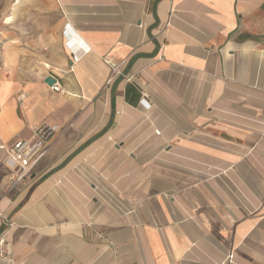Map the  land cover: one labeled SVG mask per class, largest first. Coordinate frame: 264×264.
I'll use <instances>...</instances> for the list:
<instances>
[{
    "label": "crops",
    "instance_id": "crops-1",
    "mask_svg": "<svg viewBox=\"0 0 264 264\" xmlns=\"http://www.w3.org/2000/svg\"><path fill=\"white\" fill-rule=\"evenodd\" d=\"M0 21V145L59 125L23 180L0 149V264H264V0H0Z\"/></svg>",
    "mask_w": 264,
    "mask_h": 264
},
{
    "label": "built area",
    "instance_id": "built-area-1",
    "mask_svg": "<svg viewBox=\"0 0 264 264\" xmlns=\"http://www.w3.org/2000/svg\"><path fill=\"white\" fill-rule=\"evenodd\" d=\"M67 31H69L66 28ZM71 33V32H70ZM71 36L74 34H70ZM85 51H89L86 46ZM79 56L77 53H73V60L77 61ZM121 73L119 66L112 65L111 74L107 80V84H111L114 78ZM55 81L51 85L55 91L63 92V86L54 77ZM148 94L144 93L141 99L142 104L147 108L150 106L148 103ZM59 130L58 124H40L32 128V135L29 139H19L11 145L1 144L0 149L4 150L16 173L14 175L16 181L23 180L28 176L36 165L40 162L46 153L45 140Z\"/></svg>",
    "mask_w": 264,
    "mask_h": 264
},
{
    "label": "water",
    "instance_id": "water-1",
    "mask_svg": "<svg viewBox=\"0 0 264 264\" xmlns=\"http://www.w3.org/2000/svg\"><path fill=\"white\" fill-rule=\"evenodd\" d=\"M55 79L52 77V76H49L47 79H46V82H48L50 85H52L54 83Z\"/></svg>",
    "mask_w": 264,
    "mask_h": 264
},
{
    "label": "rangeland",
    "instance_id": "rangeland-1",
    "mask_svg": "<svg viewBox=\"0 0 264 264\" xmlns=\"http://www.w3.org/2000/svg\"><path fill=\"white\" fill-rule=\"evenodd\" d=\"M0 26H1V21H0ZM5 37H6V35L0 34V47H1L2 41L4 40Z\"/></svg>",
    "mask_w": 264,
    "mask_h": 264
}]
</instances>
